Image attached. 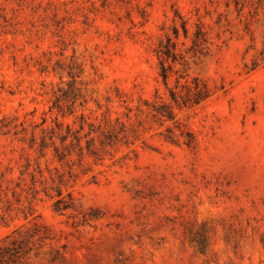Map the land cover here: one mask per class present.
<instances>
[{
  "label": "rangeland",
  "instance_id": "obj_1",
  "mask_svg": "<svg viewBox=\"0 0 264 264\" xmlns=\"http://www.w3.org/2000/svg\"><path fill=\"white\" fill-rule=\"evenodd\" d=\"M0 264H264V0H0Z\"/></svg>",
  "mask_w": 264,
  "mask_h": 264
},
{
  "label": "trees",
  "instance_id": "obj_2",
  "mask_svg": "<svg viewBox=\"0 0 264 264\" xmlns=\"http://www.w3.org/2000/svg\"><path fill=\"white\" fill-rule=\"evenodd\" d=\"M178 34L177 29H175ZM160 58V75L169 90L168 100H162L160 104L153 105L155 112L165 118L174 117V107L187 106L199 103L202 99L210 94V87L208 83L195 76L186 83L181 84L182 76L176 77V84L174 87L169 85V78L173 72L175 64L180 61V54L176 51V43L168 36L166 42L162 43L157 50Z\"/></svg>",
  "mask_w": 264,
  "mask_h": 264
}]
</instances>
